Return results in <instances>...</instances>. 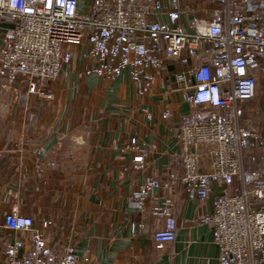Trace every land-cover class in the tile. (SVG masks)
<instances>
[{
    "label": "built area",
    "instance_id": "1",
    "mask_svg": "<svg viewBox=\"0 0 264 264\" xmlns=\"http://www.w3.org/2000/svg\"><path fill=\"white\" fill-rule=\"evenodd\" d=\"M220 1L212 17L198 14L187 27L181 7L165 0H0V74L9 84L20 83L29 97L51 98L48 84L80 58L86 74H127L148 94L165 62L179 63L178 89L189 105L177 127L182 171L167 180L149 177L130 199L144 212L155 189L182 185L201 203L214 185L228 188L240 177L241 192L218 196L214 211L201 220L213 227L218 264H264V180L244 165L246 149L260 135L242 123V105L258 99L264 66V0ZM5 22L9 26L1 28ZM162 114L170 119L173 111L167 105ZM128 147L135 161L145 160L137 139ZM206 155L210 170L203 169ZM52 225L45 219L37 226L13 205L0 225L14 233L0 264H76L74 242L49 244ZM176 230L169 215L154 234L155 246L173 243Z\"/></svg>",
    "mask_w": 264,
    "mask_h": 264
},
{
    "label": "crops",
    "instance_id": "2",
    "mask_svg": "<svg viewBox=\"0 0 264 264\" xmlns=\"http://www.w3.org/2000/svg\"><path fill=\"white\" fill-rule=\"evenodd\" d=\"M165 2L181 7L187 27L198 14L212 17L221 5ZM2 45L0 35V51ZM76 59L46 87L51 98L29 97L20 83L9 84L0 74V225L13 205L39 227L52 220L49 244L74 242L76 264H218L213 227L201 219L214 211L218 196L241 192L240 177L228 188L214 185L201 203L182 185L155 189L144 212L130 199L149 177L167 180L182 171L177 127L189 111L185 91L178 89L182 66L166 61L151 92L141 94L127 74L91 76ZM259 77L258 99L242 105V123L260 135L246 149L244 165L264 180V66ZM167 105L173 115L163 119ZM133 138L146 153L142 162L128 147ZM210 162L209 155L203 157L204 170ZM169 215L176 220V239L158 249L154 234ZM13 235L0 227V261Z\"/></svg>",
    "mask_w": 264,
    "mask_h": 264
},
{
    "label": "trees",
    "instance_id": "3",
    "mask_svg": "<svg viewBox=\"0 0 264 264\" xmlns=\"http://www.w3.org/2000/svg\"><path fill=\"white\" fill-rule=\"evenodd\" d=\"M8 26H9V25H5V24H4V28H6V27H8Z\"/></svg>",
    "mask_w": 264,
    "mask_h": 264
},
{
    "label": "rangeland",
    "instance_id": "4",
    "mask_svg": "<svg viewBox=\"0 0 264 264\" xmlns=\"http://www.w3.org/2000/svg\"><path fill=\"white\" fill-rule=\"evenodd\" d=\"M79 59H80V58H79ZM76 60H78V58H77Z\"/></svg>",
    "mask_w": 264,
    "mask_h": 264
}]
</instances>
